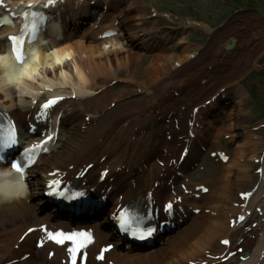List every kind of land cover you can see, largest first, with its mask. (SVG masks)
<instances>
[{
	"label": "bare ground",
	"instance_id": "1",
	"mask_svg": "<svg viewBox=\"0 0 264 264\" xmlns=\"http://www.w3.org/2000/svg\"><path fill=\"white\" fill-rule=\"evenodd\" d=\"M40 1L12 0L2 10L10 7V11L17 14L16 19L21 20L16 11ZM92 2L94 8L109 6L104 20L100 26L92 21L80 28L79 13L84 16ZM78 7L80 10L76 12ZM47 9L69 20L63 25L64 42L57 45L53 54H43L40 59L43 78L36 82L22 81V68L14 65L10 57H0V107L20 127L25 128L29 121L38 122L35 118L38 104L49 96L68 97L57 110V114L62 111L58 142L51 153L30 170L28 190L18 198L0 197V264H53L47 248L41 251L34 247L35 241L44 239L48 232L62 229L45 213L46 200L42 192L45 183L53 178H76L80 185L94 186L108 197L111 209L137 196L151 197L159 210L171 202L175 211L172 218L185 222L163 246L149 251L130 253L115 241L116 248L110 251L107 261L99 258V250L105 248L109 238L97 233L95 245L88 246L90 264H264V178L250 202L256 209L263 208L262 215L255 213L250 222L230 226L232 219L241 213L239 193L253 187L252 170L257 165L264 167V156L255 151L260 143L256 142L253 132H246L242 127L244 90H235L232 84L243 69L230 72L233 77L228 81L229 90L216 103L203 105L200 112H195L194 108L202 106L200 96H208L204 104L211 100L212 94L200 87L201 79L208 78L204 76L198 80L195 72L192 76L199 86L192 87L183 79V74L190 69L201 72L203 61L190 54L192 46L183 33L176 44L180 49L178 53L165 55L159 50L160 44L167 45L169 36L160 40L164 36L155 35L157 21H149L146 7L140 8L136 0H56L55 6ZM118 20V36L112 38V42L100 40L101 34ZM238 26L216 37L221 40L227 36L222 48L234 43L236 50L222 54L223 49H211L220 51L215 55L230 57L241 65L242 62L246 64L250 56L240 55V48L251 41L237 33ZM9 49V44L0 40V53ZM148 56L150 61L144 69V80H141L140 68ZM257 56L250 58L255 61ZM7 65L9 72L4 70ZM9 67L16 69L19 75H13ZM15 82L18 83L13 87ZM196 87L199 90L191 93L189 89ZM219 93L216 90L212 97ZM189 134L195 137L191 139ZM225 136L232 150L231 158L227 164L217 161L221 172L204 183L210 188L208 194L194 199L199 184L178 176L194 160L189 157L178 166L180 152L188 147L193 155L195 150L209 145L215 152L225 151L219 143ZM85 170L88 172L83 175ZM102 173H107L104 180H101ZM175 182L187 183L192 194L173 195L170 187ZM155 183H159L157 188ZM236 204L239 205L236 207ZM196 209L198 214L194 213ZM103 221L108 223L109 218ZM252 223L257 226L253 227ZM32 227L36 230L22 239ZM226 238L232 242L230 251L236 250L238 244L243 245L242 255L249 256L246 261H241L239 254L226 263L214 258L228 251L219 248L220 240ZM26 253L30 258L22 262L20 259Z\"/></svg>",
	"mask_w": 264,
	"mask_h": 264
},
{
	"label": "rangeland",
	"instance_id": "2",
	"mask_svg": "<svg viewBox=\"0 0 264 264\" xmlns=\"http://www.w3.org/2000/svg\"><path fill=\"white\" fill-rule=\"evenodd\" d=\"M241 5L236 6L232 0H138L137 4L140 6L145 5L147 6V15L148 18L155 15V11H157V14H160V16L156 19H158L157 26H159L162 29V32H165V28L167 26H172L177 29L180 28L182 25L188 24V21L196 20L197 23L200 24H206L207 26H210L211 29H213V32L219 31L218 28H221L222 25H226L228 22L232 24V21L236 16L238 15H248L250 13V9L247 8L248 3L252 5L253 8L259 10L262 17H264V0H238ZM252 8V9H253ZM235 11L237 13L233 14ZM200 28L201 30L199 33L194 32H187V37L190 41V45L193 46L191 48L192 52L190 54L196 55L197 53H200L197 58L203 61L204 67L208 69V63L211 61L212 56H208V47L211 45V43H215L216 37L213 34H209L206 32L203 28ZM222 29V28H221ZM202 31V32H201ZM222 31V30H221ZM220 31V32H221ZM180 31L177 30L176 34ZM216 34V33H215ZM248 33H245L247 35ZM218 35V34H217ZM251 41V44H244L241 49L240 53L244 57L246 56H256L258 55L257 59L255 61L252 60V58H247L248 61L246 62L248 68H252L253 66H256L255 69H251L250 71L245 72L240 79V83L242 82L245 87L246 85H249V87L254 88L257 85V76L256 74L259 73L264 68V37L262 40L253 41L252 39H247ZM177 43L168 44L165 46L164 53L165 55L178 53L179 47L176 45ZM218 46L219 42L215 43ZM150 57H146V59L143 61L141 68H140V78L141 80H144V69L146 65L149 63ZM232 60H230V66H234L235 69L238 66V61L233 59V63H231ZM232 64V65H231ZM241 66H245L244 63L241 64ZM230 67V68H231ZM233 67V68H234ZM218 72L213 74V77H219L221 76V71L219 69H215ZM241 67H239L240 69ZM244 68V67H243ZM225 74H228L227 70H223ZM254 73V74H253ZM256 81V82H255ZM260 82V81H259ZM256 83V84H255ZM262 89H264V84ZM261 100L259 99L258 106L260 107ZM243 109H245L247 116H246V122L244 127L247 129L249 128L255 121H257L255 118L259 115H264V113L260 109H255L254 104H252V101H246L243 105ZM264 144V143H263ZM262 147V145H260ZM207 157H203L202 165H208ZM214 168V167H213ZM220 169V168H218ZM210 175V170L206 172V174H201L199 171H194V174L192 178L205 181L206 178H208Z\"/></svg>",
	"mask_w": 264,
	"mask_h": 264
},
{
	"label": "snow or ice",
	"instance_id": "3",
	"mask_svg": "<svg viewBox=\"0 0 264 264\" xmlns=\"http://www.w3.org/2000/svg\"><path fill=\"white\" fill-rule=\"evenodd\" d=\"M55 2V0H47V3L44 5V7H48L50 5H53ZM28 13L25 12L24 16L25 18L28 17ZM33 17L35 16V13L32 14ZM29 26H31L33 33H35V21L33 20L31 22V25H29L28 23L25 24V28H28ZM9 39H11L13 41V51L16 53V58L18 61H22L23 60V56L21 55V51H20V45L23 42V37L22 36H12L9 37ZM59 99H62L61 97H55L52 99H49L46 101V103L42 106L45 109H48L49 107H51L52 105H54ZM49 139H51V137H49ZM15 141V133L14 130L10 129V135L7 136L4 140L2 147H9L11 144H14ZM27 151V150H25ZM225 159H227V157H225ZM12 168L15 169L17 172H20L21 174L23 173L24 169L18 164L13 162L12 163ZM59 181L57 180H52L50 182V187L52 188V191L49 193L51 194H56L57 192V188L56 186L59 185ZM206 191V189H205ZM60 195H63L62 192L59 193ZM82 195V194H81ZM173 205L171 202H169L168 204L165 205V209L170 211L172 209ZM240 219H243V217H241ZM119 221H120V225L122 228H126L129 227L131 225V220L126 218V215L124 213H121L120 217H119ZM31 231V229L29 230ZM153 229L152 228H148L147 230H133L132 234L133 235H139L140 238H144L145 235H151L152 234ZM48 237L55 241L57 244H64L65 241H72L73 242V247L69 248L68 251L69 253H71L72 255V264H77L76 261V255L79 252V250L81 248H84L86 246L87 243L91 242L92 237L91 234L86 232V231H80V232H69V233H65V232H48L47 233ZM223 243L227 244L229 243V241L225 240L223 241ZM102 258V256L100 257Z\"/></svg>",
	"mask_w": 264,
	"mask_h": 264
}]
</instances>
